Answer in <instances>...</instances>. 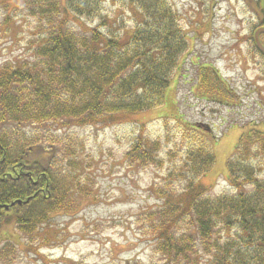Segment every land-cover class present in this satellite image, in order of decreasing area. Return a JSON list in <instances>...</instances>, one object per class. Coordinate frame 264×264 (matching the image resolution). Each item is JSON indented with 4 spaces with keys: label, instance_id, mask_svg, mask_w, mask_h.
Segmentation results:
<instances>
[{
    "label": "trees",
    "instance_id": "obj_1",
    "mask_svg": "<svg viewBox=\"0 0 264 264\" xmlns=\"http://www.w3.org/2000/svg\"><path fill=\"white\" fill-rule=\"evenodd\" d=\"M20 1L45 30L32 62L0 66V229L12 225L36 252L32 241L50 230L53 216L76 214L94 197L69 143L56 137L46 147L44 137L11 139L7 128L106 126L156 110L177 76L188 38L166 0H128L139 20L127 40L91 26L106 0ZM70 19L80 30L69 26ZM196 80L200 96L230 99L216 71L201 67ZM143 129L124 155L138 168L158 163L160 144L144 138ZM197 141L184 153L179 192L162 194L163 202L139 212L134 224L163 264H264V174L250 158L264 155V133L240 135L226 162L234 193L214 199L204 198L208 188L200 183L214 167L212 145L202 135ZM15 250L12 242L2 246L0 264L13 263Z\"/></svg>",
    "mask_w": 264,
    "mask_h": 264
},
{
    "label": "rangeland",
    "instance_id": "obj_2",
    "mask_svg": "<svg viewBox=\"0 0 264 264\" xmlns=\"http://www.w3.org/2000/svg\"><path fill=\"white\" fill-rule=\"evenodd\" d=\"M166 1L186 33L188 48L160 108L106 126L61 130L55 125L32 126L17 133L7 128L11 139L44 137L46 147L56 137L62 144L69 143L80 178L94 197L83 202L76 214L53 216L50 230L32 241L36 252L12 225L0 229V248L7 242L15 245L11 264H163L152 242L134 224L135 217L157 208L162 194L179 192L185 184L179 178L184 153L199 142L200 135L211 143L214 155V167L200 179L208 188L204 198L234 193L226 179V162L242 133H264V59L250 40L258 24L252 10L257 0ZM132 11L128 0H106L101 19L91 26L100 25L104 35L127 40L139 20ZM69 26L80 30L71 19ZM44 30V22L28 16L20 0H0V66L32 62ZM201 67L216 71L231 100L200 96L196 76ZM142 125L144 138L160 146L158 163L138 168L124 155ZM250 158L262 176L264 155ZM43 235L48 242L42 241Z\"/></svg>",
    "mask_w": 264,
    "mask_h": 264
},
{
    "label": "flooded vegetation",
    "instance_id": "obj_3",
    "mask_svg": "<svg viewBox=\"0 0 264 264\" xmlns=\"http://www.w3.org/2000/svg\"><path fill=\"white\" fill-rule=\"evenodd\" d=\"M258 7V9H256L255 7ZM252 10L253 12L255 13L256 17H257V21H258V24L256 26V28L254 29L253 33L250 35V40L252 41L253 43V46L254 45V40H253V35H254V32L259 29V28H264V0H257L255 1L254 3H252ZM264 36V33L263 34H260L259 35V42L261 44V38ZM262 45V44H261ZM263 46V45H262ZM255 48V47H254ZM257 49L255 48V51ZM262 58H264L258 51H256ZM195 87V86H194Z\"/></svg>",
    "mask_w": 264,
    "mask_h": 264
},
{
    "label": "water",
    "instance_id": "obj_4",
    "mask_svg": "<svg viewBox=\"0 0 264 264\" xmlns=\"http://www.w3.org/2000/svg\"><path fill=\"white\" fill-rule=\"evenodd\" d=\"M264 33V28H259L254 32L253 35V40H254V44L256 49L264 56V48L262 47V45L259 42V35ZM7 206L5 207V209L7 210Z\"/></svg>",
    "mask_w": 264,
    "mask_h": 264
}]
</instances>
